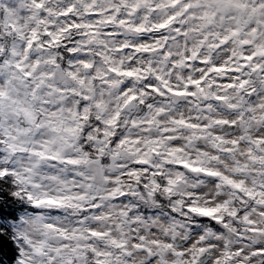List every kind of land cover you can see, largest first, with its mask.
Returning <instances> with one entry per match:
<instances>
[{"label": "clouds", "instance_id": "1", "mask_svg": "<svg viewBox=\"0 0 264 264\" xmlns=\"http://www.w3.org/2000/svg\"><path fill=\"white\" fill-rule=\"evenodd\" d=\"M0 264H264V0H0Z\"/></svg>", "mask_w": 264, "mask_h": 264}]
</instances>
